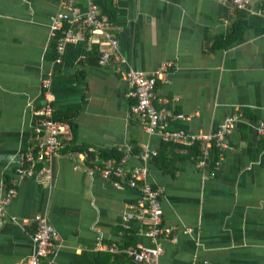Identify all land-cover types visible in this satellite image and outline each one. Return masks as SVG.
Returning <instances> with one entry per match:
<instances>
[{"label": "crops", "instance_id": "obj_1", "mask_svg": "<svg viewBox=\"0 0 264 264\" xmlns=\"http://www.w3.org/2000/svg\"><path fill=\"white\" fill-rule=\"evenodd\" d=\"M75 1L87 11L85 0ZM92 1L110 21L117 50L103 33L79 30L54 64L51 23L65 11L63 0H0V207L10 188L18 191L0 221V264L35 254L39 217L58 235L52 264H123V252L109 247H152L147 218L122 227L125 214H138L140 191L68 158L115 149L128 153V171L147 167L160 190L163 223L172 231L159 239V264H264V133L257 130L264 123V0H253L251 11L225 0ZM231 30L237 40L222 47ZM103 51L113 53L105 66ZM164 62L171 64L157 83L156 104L184 117L173 118L171 130L215 133L228 115L243 118L216 173L199 166L189 145H166L130 116L136 98L127 72L152 73ZM47 98L66 120L64 147L34 157V126ZM145 146L158 151L147 163ZM26 165L46 173L20 178Z\"/></svg>", "mask_w": 264, "mask_h": 264}, {"label": "built area", "instance_id": "obj_2", "mask_svg": "<svg viewBox=\"0 0 264 264\" xmlns=\"http://www.w3.org/2000/svg\"><path fill=\"white\" fill-rule=\"evenodd\" d=\"M88 4L86 12H81L75 0H63L65 11L59 12L52 18L51 23V41L57 38V57L53 61L58 64L64 52L67 43H75L78 40V31H87L89 33H103L114 50L118 48V40L110 32V21L104 16L99 15L98 7L92 0H85ZM231 1L234 8L242 11H251L253 0H225ZM264 15V10L262 13ZM65 25L67 26L66 28ZM112 52L103 51L100 57V65L109 64ZM171 62H164L162 66L152 73H145L139 70H129L126 74L132 95L136 98V103L130 109V116L140 117L146 124L148 133L159 135L165 142L185 143L192 145L200 142L204 145V156L199 162L203 168H211L212 173L220 171L224 159V151L227 148V137L235 129L238 123L243 121L241 114H231L225 118L222 127L215 133H191L185 130L173 131L170 129V121L173 118H184L183 115H174L160 109L156 104V87L158 81L168 71ZM52 82V75H49L43 81L46 95H49V88ZM55 108L51 100L47 98L42 107L41 117L34 126V141L40 151L47 157H52L60 153L64 144L62 134L66 130V125L54 117ZM258 132L264 133V123L258 126ZM217 149V158L213 160V150ZM76 156L82 159L83 167L90 175H99L104 179L112 180L115 186L121 182H127L132 188L140 191L138 201L137 215L125 214L122 219V227L125 230L131 229V222L137 218L139 220L148 219L149 227L147 236L153 242L152 247L129 246L123 250L118 249L116 245L109 247V251L116 253L122 251L135 264H159V259L163 253V247L159 239L169 235L171 227L164 226L163 207L161 204V193L149 180V171L147 167H135L132 170L125 168L128 153H125L120 163L115 160H104L100 151L71 152L68 154L70 160L75 161ZM158 156L157 150L144 147L140 155L143 162L147 163L152 158ZM86 162V164H85ZM46 169L37 170L31 166H25L18 170L20 178L26 176H42ZM18 195L15 188H10L2 200L0 207V221L5 215V207L8 206ZM58 239L55 227L42 218H38L37 230L33 236L36 252L23 264H52L49 261V255ZM204 264H211L205 262Z\"/></svg>", "mask_w": 264, "mask_h": 264}, {"label": "trees", "instance_id": "obj_3", "mask_svg": "<svg viewBox=\"0 0 264 264\" xmlns=\"http://www.w3.org/2000/svg\"><path fill=\"white\" fill-rule=\"evenodd\" d=\"M67 26L65 25L64 28H66ZM62 35V32L58 33V37L60 38ZM57 37V38H58ZM57 38L53 39L51 41L50 44V49H49V53H50V58L51 60H55L57 57V51H56V46H57ZM238 37H236V35L234 34V31L231 30V32H229V35L227 38H225L224 40L220 41V45H222V47H227L230 44H232L233 42H235L237 40ZM55 119H57L58 121L62 122L65 125L66 120L61 118V115L58 114H54ZM39 120V119H38ZM38 122V121H36ZM67 126V124H66ZM166 145H173L172 142H167ZM187 149L189 150L191 156L193 157V159L200 161L203 156H204V145L200 142L194 143L192 145H189L187 147ZM39 147L37 146V148L34 150V157L35 155L37 156L38 152H39ZM81 149H75V151H80ZM85 151V150H83ZM101 152V157L104 160H115L117 162V164L120 163L121 159L123 158V156L125 155V153L119 152L118 150H103L100 151ZM217 154L218 151L217 149L213 150V160L217 158ZM28 166V165H26ZM129 245H126L125 247L127 248ZM121 259H125L122 263L123 264H135L134 261L130 258H128L127 255L125 254H121ZM105 264H108V262H106Z\"/></svg>", "mask_w": 264, "mask_h": 264}]
</instances>
